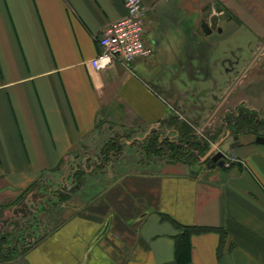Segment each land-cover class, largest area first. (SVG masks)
<instances>
[{
    "label": "crops",
    "instance_id": "obj_1",
    "mask_svg": "<svg viewBox=\"0 0 264 264\" xmlns=\"http://www.w3.org/2000/svg\"><path fill=\"white\" fill-rule=\"evenodd\" d=\"M142 2L153 55L98 70V39L126 14L123 0H0V264H264L257 135L240 136L222 166L162 146V157L140 148L129 170L87 168L109 131L164 145L182 124L199 137L232 128L245 106L240 75L253 57L235 67L240 37L257 44L264 0ZM75 170L90 178L81 197L50 200L51 179Z\"/></svg>",
    "mask_w": 264,
    "mask_h": 264
},
{
    "label": "rangeland",
    "instance_id": "obj_2",
    "mask_svg": "<svg viewBox=\"0 0 264 264\" xmlns=\"http://www.w3.org/2000/svg\"><path fill=\"white\" fill-rule=\"evenodd\" d=\"M243 30L246 31V28H243ZM247 33L242 32L240 37L242 48L241 51L238 52V55H240L239 60H241V65L240 63H237L239 62L238 58L235 61V63L237 64H234L235 67L238 66L237 69L239 70L240 68H243L244 64H247L253 57L252 61L246 65L243 73L240 75L242 82L240 85L241 87L239 88V95L242 97V99L246 100L244 102L245 106H243L242 109L244 113H247L242 115L244 120L242 122L243 125L245 124V126L240 127L239 125L241 124L240 121H238L235 123V127L232 128L227 127L225 129L220 125L210 127L208 129V132L206 133V136L209 139L208 141L210 147L214 142H217L221 138L225 137L227 130H230V135L232 136L237 135L240 137L246 134L254 136H264V31L260 32V34L257 35V44L253 41V45L252 43H250L251 39L253 40V38H251L249 32ZM226 56H230V54L227 53ZM231 59H233V56L231 57ZM216 113H214L213 115H215ZM233 113H231V117L227 118L229 124L230 120H233L235 118V115H233ZM256 125H258V127ZM238 127L242 128V130H240V128ZM133 136H135L134 132L122 133L109 131V138L106 139L103 143H99L98 145H96L95 150L91 151L98 156L97 162H93L92 165L91 162H89L87 168L94 166L95 169L101 171L109 170V168L115 167L119 172H121L122 169L129 170L130 167H133L135 165V161L141 159L140 154H142L143 152L145 153V157L147 158H151L152 156L156 155L155 153H150V150L148 151V149L144 148L146 144L135 143V145L132 147V142L135 141ZM122 137L124 138V141L125 139H129L131 141V144L121 143ZM140 148L141 151H143L142 153H140L139 151ZM143 148L144 150H142ZM192 160L194 159H191V161ZM119 163H122V165L119 166ZM84 168L85 167H82V169ZM82 171L83 170H75L73 174H67L65 176V179L63 178V180L59 179V177L52 178L49 188L54 189L55 191L56 188H58L59 192L54 193L53 190L51 194H49V199L52 200L53 195H57L61 200L64 201H73L74 195L81 197V185L84 181H88L87 183L90 182V178L83 176L84 172ZM94 178H100V180L97 182H106V180L103 178L101 179V177H91L92 180ZM72 179H75L74 185L71 183ZM68 182L71 184L68 185ZM35 212L39 214V209H35ZM52 214H54V212ZM43 215H46V212H44ZM42 225H45L42 222V218L37 219L33 224V230L39 228ZM46 230H48V228H46ZM13 242V244L16 243L15 241ZM20 253L21 252H18L15 255H18Z\"/></svg>",
    "mask_w": 264,
    "mask_h": 264
},
{
    "label": "built area",
    "instance_id": "obj_3",
    "mask_svg": "<svg viewBox=\"0 0 264 264\" xmlns=\"http://www.w3.org/2000/svg\"><path fill=\"white\" fill-rule=\"evenodd\" d=\"M126 14L111 23L100 35L99 53L91 60L94 68L106 69L116 62L131 65L148 60L153 47L147 37V12L142 0H123Z\"/></svg>",
    "mask_w": 264,
    "mask_h": 264
},
{
    "label": "trees",
    "instance_id": "obj_4",
    "mask_svg": "<svg viewBox=\"0 0 264 264\" xmlns=\"http://www.w3.org/2000/svg\"><path fill=\"white\" fill-rule=\"evenodd\" d=\"M242 109L237 115H235V118L233 120H230V124L234 123L235 125L236 122L240 121L241 125L239 126H245V124L243 125L242 122L244 121L242 115L247 113H244ZM256 126L258 127V125ZM240 130H242V128H240ZM180 131L182 133L179 142H168L167 144L162 145L158 141V136L153 134L151 135L150 139L147 140V143L144 148L148 149V151L150 150V153H155L162 157V151L164 149L162 146H165L168 147V150L170 151L168 155L169 158L185 161H191V159H194L191 162H198L199 159L204 156L210 148V144L208 141L209 139L206 135V138L204 136H197L196 134H194L193 130L186 124H182L180 126Z\"/></svg>",
    "mask_w": 264,
    "mask_h": 264
},
{
    "label": "water",
    "instance_id": "obj_5",
    "mask_svg": "<svg viewBox=\"0 0 264 264\" xmlns=\"http://www.w3.org/2000/svg\"><path fill=\"white\" fill-rule=\"evenodd\" d=\"M218 11H222V8L217 7ZM208 16V14L206 15ZM217 15H213L210 18V22L203 20L201 26L206 33H210L213 28L217 27ZM226 138H229L228 140ZM258 141H264V136H257ZM241 143L239 136H231L230 131L226 132L225 137L219 141L214 142L207 153L202 157L203 160L210 158L215 164L222 166L226 161V154L230 148L236 147Z\"/></svg>",
    "mask_w": 264,
    "mask_h": 264
}]
</instances>
